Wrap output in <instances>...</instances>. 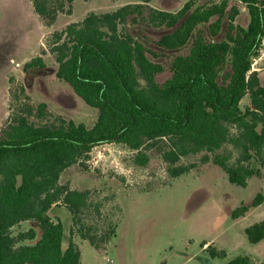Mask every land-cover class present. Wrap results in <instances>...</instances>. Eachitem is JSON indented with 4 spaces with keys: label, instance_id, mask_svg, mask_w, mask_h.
Wrapping results in <instances>:
<instances>
[{
    "label": "trees",
    "instance_id": "obj_1",
    "mask_svg": "<svg viewBox=\"0 0 264 264\" xmlns=\"http://www.w3.org/2000/svg\"><path fill=\"white\" fill-rule=\"evenodd\" d=\"M74 1L31 0L49 27L59 14L72 13ZM152 1L90 13L55 33V76L98 111L92 128L61 116L47 121V104L29 102L0 128V264H80L76 235L96 250L111 243L118 227L114 217L122 208L117 205L103 216L104 200L61 183L68 169L85 167L100 145H126L144 167L149 163L145 150L167 140L162 158L173 179L190 171L176 167L180 159L197 154H203L202 164L220 168L241 188L262 177L264 86L250 71L264 30V0H241L250 17L246 28L235 23L240 6L226 0L209 6L190 0L177 12L155 9ZM45 69L41 57L23 67L25 74ZM247 95L250 106L242 110ZM263 201L259 193L251 205L233 211V220ZM62 205L72 221L67 248L62 223L51 218ZM94 221H102L105 230ZM26 222L32 228L13 235ZM244 233L250 244H259L264 220ZM227 264L264 261L243 255Z\"/></svg>",
    "mask_w": 264,
    "mask_h": 264
},
{
    "label": "rangeland",
    "instance_id": "obj_2",
    "mask_svg": "<svg viewBox=\"0 0 264 264\" xmlns=\"http://www.w3.org/2000/svg\"><path fill=\"white\" fill-rule=\"evenodd\" d=\"M188 1L153 0L150 6L177 12ZM194 1L209 6L225 0ZM134 2L75 0L72 13L59 14L56 23L49 27L36 14L30 0H0V128L25 102L33 106L46 103L47 121L61 116L92 128L98 111L55 76V33L70 23L81 22L90 13L112 12ZM249 19L246 5L241 6L236 25L246 28ZM36 57L43 59L46 69L25 74L24 65ZM256 73L264 86V67ZM248 106L249 95L241 101V109ZM167 150V140L145 150L149 163L142 167L135 163L137 152L126 145H100L92 150L85 167L75 165L62 175L61 183L71 190H88L96 201L104 200L103 216L113 214L117 205L122 208L114 217L118 222L116 236L103 249L96 250L87 240L74 237L81 251V264H227L243 255L251 256L257 263L264 261V240L250 244L244 233L247 227L264 219V201L246 216L232 218L235 209L251 205L259 193L264 197V183L259 184V177L249 179L247 188H241L231 184L220 168L202 164L203 154H197L180 159L176 167H189L190 171L173 179L162 158ZM259 166L253 164L254 168ZM261 169L263 173L264 167ZM51 218L62 223L66 248L72 228L70 212L62 205L52 210ZM99 222L94 221V226L104 231V224ZM30 228L31 223H22L12 233L17 235Z\"/></svg>",
    "mask_w": 264,
    "mask_h": 264
},
{
    "label": "built area",
    "instance_id": "obj_3",
    "mask_svg": "<svg viewBox=\"0 0 264 264\" xmlns=\"http://www.w3.org/2000/svg\"><path fill=\"white\" fill-rule=\"evenodd\" d=\"M232 3L238 4L240 7L245 6L241 0H226ZM262 67H264V30L263 34L261 37V42L260 46L257 50V54L252 58V66H251V71L252 72H257L259 71ZM107 262H112L111 260L107 259Z\"/></svg>",
    "mask_w": 264,
    "mask_h": 264
},
{
    "label": "crops",
    "instance_id": "obj_4",
    "mask_svg": "<svg viewBox=\"0 0 264 264\" xmlns=\"http://www.w3.org/2000/svg\"><path fill=\"white\" fill-rule=\"evenodd\" d=\"M30 2H31V0H30ZM32 3V2H31ZM8 85V84H7ZM264 183V171H263V173H262V177H259V184H263ZM259 207V206H258ZM258 207H256V208H258ZM264 220V219H263ZM70 240V239H69ZM67 248V247H66ZM81 259H82V256H81ZM80 264H81V262H80Z\"/></svg>",
    "mask_w": 264,
    "mask_h": 264
}]
</instances>
